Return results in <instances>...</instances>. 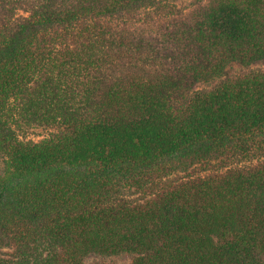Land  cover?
<instances>
[{"label": "trees", "instance_id": "trees-1", "mask_svg": "<svg viewBox=\"0 0 264 264\" xmlns=\"http://www.w3.org/2000/svg\"><path fill=\"white\" fill-rule=\"evenodd\" d=\"M261 60L264 0H0V264H264Z\"/></svg>", "mask_w": 264, "mask_h": 264}, {"label": "rangeland", "instance_id": "rangeland-1", "mask_svg": "<svg viewBox=\"0 0 264 264\" xmlns=\"http://www.w3.org/2000/svg\"><path fill=\"white\" fill-rule=\"evenodd\" d=\"M181 1V0H178ZM242 67L234 62V63H230L227 66V69H232V70H240ZM251 69H256V68H264V60H261L259 62H256L252 65H250ZM215 82L214 81H209V82H200L197 83L193 86V89H205V88H209L211 87ZM20 137L23 138L24 140H31V141H39L41 139H43L44 137H46L47 133L43 130L40 129H29V130H23L19 133ZM2 171V162L0 161V173ZM127 259L126 256L124 255H120V256H116V257H110V258H105L104 261L106 262H118V263H123L125 262ZM102 260L100 257L96 256V255H90L88 257H86L83 262L84 264H91L93 261H100Z\"/></svg>", "mask_w": 264, "mask_h": 264}]
</instances>
